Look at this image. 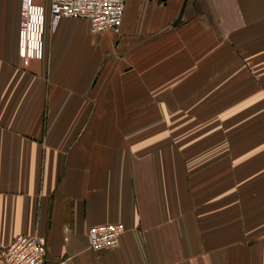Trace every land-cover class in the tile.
Listing matches in <instances>:
<instances>
[{
  "label": "crops",
  "instance_id": "1",
  "mask_svg": "<svg viewBox=\"0 0 264 264\" xmlns=\"http://www.w3.org/2000/svg\"><path fill=\"white\" fill-rule=\"evenodd\" d=\"M21 5L0 0V247L41 234L58 264H264V0H125L118 33L47 14L29 60ZM109 222L119 245L91 250Z\"/></svg>",
  "mask_w": 264,
  "mask_h": 264
},
{
  "label": "built area",
  "instance_id": "2",
  "mask_svg": "<svg viewBox=\"0 0 264 264\" xmlns=\"http://www.w3.org/2000/svg\"><path fill=\"white\" fill-rule=\"evenodd\" d=\"M125 0H22L21 25L18 38L19 55L23 59H41L44 54L46 15L53 25L61 18L87 20L91 32L118 33ZM125 231L121 222L101 223L88 229L91 250L114 249ZM0 264H58L46 259V238L41 234H19L0 247Z\"/></svg>",
  "mask_w": 264,
  "mask_h": 264
},
{
  "label": "water",
  "instance_id": "3",
  "mask_svg": "<svg viewBox=\"0 0 264 264\" xmlns=\"http://www.w3.org/2000/svg\"><path fill=\"white\" fill-rule=\"evenodd\" d=\"M186 1V0H185ZM180 17V16H179Z\"/></svg>",
  "mask_w": 264,
  "mask_h": 264
}]
</instances>
